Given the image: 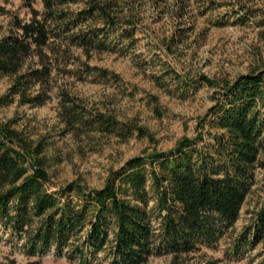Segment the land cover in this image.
Segmentation results:
<instances>
[{
	"label": "trees",
	"instance_id": "16d2710c",
	"mask_svg": "<svg viewBox=\"0 0 264 264\" xmlns=\"http://www.w3.org/2000/svg\"><path fill=\"white\" fill-rule=\"evenodd\" d=\"M22 1L31 17L12 14L0 38V77L16 76L0 108L15 95L33 107L44 105L56 75L122 86L120 76L82 63L73 49L135 55L143 31L137 16L123 18L118 0H41V10L33 0ZM167 72L183 82L175 70ZM194 83L214 90V104L196 136L169 151L130 159L101 189L76 181L51 191L42 144L33 147L14 124L0 121V229L28 257L53 251L79 264H145L168 255L179 264L183 256L216 246L239 220L257 171L264 169V65L234 80L200 75ZM34 86L38 93L28 95ZM58 97L65 133L121 140L145 133L89 106L65 86ZM150 104L159 111L156 98ZM262 243L264 206L233 240L232 254L241 257Z\"/></svg>",
	"mask_w": 264,
	"mask_h": 264
},
{
	"label": "rangeland",
	"instance_id": "374dc122",
	"mask_svg": "<svg viewBox=\"0 0 264 264\" xmlns=\"http://www.w3.org/2000/svg\"><path fill=\"white\" fill-rule=\"evenodd\" d=\"M33 2L35 9H42L41 0ZM182 7L187 12L182 14L184 17ZM117 11L123 18L133 13L141 23L143 31L138 35L135 55L78 49L73 53L82 63L120 76L121 87L76 82L56 75V84L44 105L33 107L15 95L0 108L2 123L14 124L33 147L42 144L52 175L51 191L76 181L87 188L101 189L110 174L130 159L153 151H169L181 139L195 137L200 120L214 104V90L195 85V80L200 75L234 80L264 65V0H118ZM12 14L31 17L22 0H0V38L8 32ZM167 70H175L183 82ZM15 78L0 77V98L9 93ZM62 86L89 106L142 128L145 133L126 140L65 133L59 117L58 92ZM38 91L39 86H34L27 94ZM152 98L157 99L158 112L150 104ZM263 206L264 169H260L234 228L213 248L183 256L179 264H263L264 243L241 257L233 256L231 246ZM11 260L16 264L37 260L41 264H79L57 257L53 251L41 259L28 257L0 229V264ZM174 260L170 255L152 257L145 264H174Z\"/></svg>",
	"mask_w": 264,
	"mask_h": 264
}]
</instances>
